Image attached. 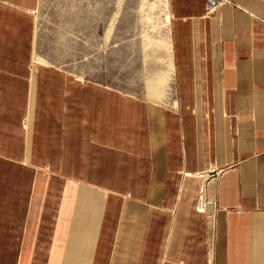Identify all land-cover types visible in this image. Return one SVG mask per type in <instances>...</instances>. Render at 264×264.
I'll list each match as a JSON object with an SVG mask.
<instances>
[{
	"label": "crops",
	"instance_id": "obj_1",
	"mask_svg": "<svg viewBox=\"0 0 264 264\" xmlns=\"http://www.w3.org/2000/svg\"><path fill=\"white\" fill-rule=\"evenodd\" d=\"M227 1L169 0L166 107L46 63L38 0H0V264H264V0Z\"/></svg>",
	"mask_w": 264,
	"mask_h": 264
},
{
	"label": "rangeland",
	"instance_id": "obj_2",
	"mask_svg": "<svg viewBox=\"0 0 264 264\" xmlns=\"http://www.w3.org/2000/svg\"><path fill=\"white\" fill-rule=\"evenodd\" d=\"M220 2L212 11L206 0V14L228 1ZM34 17V50L46 63L166 107L178 104L169 0H38Z\"/></svg>",
	"mask_w": 264,
	"mask_h": 264
},
{
	"label": "built area",
	"instance_id": "obj_3",
	"mask_svg": "<svg viewBox=\"0 0 264 264\" xmlns=\"http://www.w3.org/2000/svg\"><path fill=\"white\" fill-rule=\"evenodd\" d=\"M221 0H208L207 7L214 11L219 5Z\"/></svg>",
	"mask_w": 264,
	"mask_h": 264
},
{
	"label": "water",
	"instance_id": "obj_4",
	"mask_svg": "<svg viewBox=\"0 0 264 264\" xmlns=\"http://www.w3.org/2000/svg\"><path fill=\"white\" fill-rule=\"evenodd\" d=\"M212 175H215V172H213Z\"/></svg>",
	"mask_w": 264,
	"mask_h": 264
},
{
	"label": "bare ground",
	"instance_id": "obj_5",
	"mask_svg": "<svg viewBox=\"0 0 264 264\" xmlns=\"http://www.w3.org/2000/svg\"><path fill=\"white\" fill-rule=\"evenodd\" d=\"M206 203H208V202H206Z\"/></svg>",
	"mask_w": 264,
	"mask_h": 264
}]
</instances>
